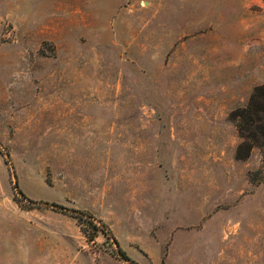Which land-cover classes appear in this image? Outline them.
Listing matches in <instances>:
<instances>
[{
    "label": "rangeland",
    "instance_id": "1",
    "mask_svg": "<svg viewBox=\"0 0 264 264\" xmlns=\"http://www.w3.org/2000/svg\"><path fill=\"white\" fill-rule=\"evenodd\" d=\"M262 85V0H0V264H264Z\"/></svg>",
    "mask_w": 264,
    "mask_h": 264
},
{
    "label": "trees",
    "instance_id": "2",
    "mask_svg": "<svg viewBox=\"0 0 264 264\" xmlns=\"http://www.w3.org/2000/svg\"><path fill=\"white\" fill-rule=\"evenodd\" d=\"M264 1V0H262ZM232 120L236 124L241 143L239 144L236 152V159L239 161H247L252 157L253 151L258 149L261 153V164L256 170L248 173V178L253 185L264 184V85L255 89L249 104L245 108H240L232 113ZM15 178L16 175L14 173ZM15 190L18 194L26 199L31 204H37L35 201L27 199L24 192L20 189L18 182L15 183ZM58 209H64L60 205H53ZM67 210V209H65ZM68 211V210H67ZM72 214H77L75 210L69 211ZM83 225L82 232L91 240L94 241L101 231L99 227L93 222L87 219H82ZM94 231L92 236H88L89 229ZM108 236L113 238V241L118 248L119 255L129 263H134L127 255V253L121 248L119 241L113 237L110 231H105Z\"/></svg>",
    "mask_w": 264,
    "mask_h": 264
}]
</instances>
